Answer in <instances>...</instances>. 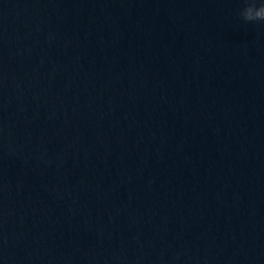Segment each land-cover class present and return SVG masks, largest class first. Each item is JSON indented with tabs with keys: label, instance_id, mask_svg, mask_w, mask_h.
Masks as SVG:
<instances>
[{
	"label": "water",
	"instance_id": "water-1",
	"mask_svg": "<svg viewBox=\"0 0 264 264\" xmlns=\"http://www.w3.org/2000/svg\"><path fill=\"white\" fill-rule=\"evenodd\" d=\"M241 0H0V264H264V24Z\"/></svg>",
	"mask_w": 264,
	"mask_h": 264
},
{
	"label": "clouds",
	"instance_id": "clouds-1",
	"mask_svg": "<svg viewBox=\"0 0 264 264\" xmlns=\"http://www.w3.org/2000/svg\"><path fill=\"white\" fill-rule=\"evenodd\" d=\"M239 17L245 23L264 24V0H241Z\"/></svg>",
	"mask_w": 264,
	"mask_h": 264
}]
</instances>
